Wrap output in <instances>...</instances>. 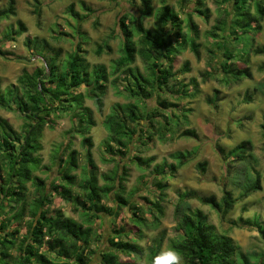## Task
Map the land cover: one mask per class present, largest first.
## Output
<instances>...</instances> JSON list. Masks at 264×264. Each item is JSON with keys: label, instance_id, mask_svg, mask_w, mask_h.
I'll return each instance as SVG.
<instances>
[{"label": "trees", "instance_id": "obj_1", "mask_svg": "<svg viewBox=\"0 0 264 264\" xmlns=\"http://www.w3.org/2000/svg\"><path fill=\"white\" fill-rule=\"evenodd\" d=\"M139 1L140 9L137 16L124 14L117 22L122 48L114 73L123 76L126 82L125 92L133 103L121 105L118 110L113 109L103 121V127L107 132L104 151L110 156L103 161L114 165L108 173L99 174L93 161V142L89 132L95 126V122L89 108L83 105V99L86 97L93 101L98 111L102 110L105 69L103 66H96L89 70V65L81 54V42L76 43V51L67 57L63 69H58V54L54 53L48 61L46 60L47 73L36 69L30 75L25 73L19 80L18 87H8L4 92L0 90V108L9 110L15 108L23 119L20 130L15 131L0 117V264H61L60 261H65V264H90L87 257L94 258L96 250L92 249V245L99 242L98 238L101 237L94 238L91 228L77 224L59 210L50 213L52 196L55 194L63 201H71L75 206L74 211H82L90 224L103 215L117 217L116 207L130 210L134 208V203L126 197L124 186L127 166H120V163L131 160L144 168L143 170H148L153 163L152 158L147 160L138 156L131 158L129 156L131 145L139 141L143 142L141 146H145L144 140L151 142L155 138L167 142L175 135L197 138L194 130L183 129L188 124L186 115L168 112L164 116L160 111L165 106L169 108L177 106L170 101L174 96L180 99L187 98L189 85L197 92L195 80L189 85L181 84L177 88L169 87L168 81L173 77L174 57L180 52L189 48L196 58L199 57L196 43L198 34L192 16L208 19L209 10L204 7V0H195V7L185 11L184 20L181 19L180 12L165 4V0L157 11L154 10L151 0ZM188 2L189 0H180V6H186ZM215 3L217 8L224 5L229 8L231 3L233 7L232 10L224 8L221 11L224 17L206 35L218 38L213 41L210 53L218 60L224 81L228 84L229 79L239 83L248 75L246 69L237 68L236 72L235 62L238 60L246 64L249 60L244 47H240V52L236 49L243 46L239 32L250 30L254 33L259 32L260 22L264 18V0H215ZM12 7L13 1H10L6 9H0V20L13 14ZM83 10L92 13L87 8ZM70 14L78 23L85 21L89 16V14L79 16L73 9L70 10ZM154 16L156 27L153 30L145 29L143 20ZM183 24L191 35L182 32ZM25 31L24 25L18 21L16 29L6 34L5 40L14 41ZM218 31L222 32L220 38ZM57 34L58 37L61 35L60 32ZM134 38H137L136 41ZM29 44L27 40L25 45L29 47ZM41 49L44 47L41 46ZM101 52L96 51L97 55ZM255 53L264 54V47ZM6 54L0 51L1 56ZM137 57L148 71V78H144L137 67H132ZM182 71L189 72L188 63L184 64ZM83 86L86 87L85 93L76 94ZM263 87L264 84L260 83L259 88ZM18 91L21 92L20 95ZM154 96L157 105L148 110L146 101ZM62 112L71 113L73 122H76V126L67 134L72 133L81 138V146L85 150V165L80 168L78 152L71 149V142L57 149L55 162L59 169L57 178L59 182L52 183L51 191L47 192V187H43V183L35 176V172L43 168L39 156L42 150L41 140L45 129ZM142 122L145 124L142 125ZM262 129L264 130V125ZM250 146L249 142H242L227 153V158L230 157L237 166L232 168L228 178L230 185L241 192L237 198L226 189H223L219 200L213 196L199 197L194 192L179 195L174 210L177 236L171 240L170 248L180 252L184 264H251V256L238 254V247L233 240L225 233L218 234L214 227L208 224L205 215L200 210L192 209L190 203L191 199H196L224 218L238 202L260 191L259 174L253 173L251 167L254 158ZM188 154L171 155L177 163L169 165L167 170L162 165H155L152 168L153 186L158 191V199L150 204L151 208L148 210L152 216L150 221L141 217L139 209L133 210L131 221L135 228L140 230L159 224L163 212L160 203L166 197L167 189L162 180L167 174L174 176L176 171L186 164ZM64 156L66 158L62 160ZM200 166L203 171L205 164ZM78 169H82L83 172V178L79 183L72 174ZM29 183L38 194L31 203L26 200ZM75 188L77 193L73 195ZM10 203L13 205L5 212L4 209ZM25 218L28 220L25 221ZM237 221L255 228L264 240V225L258 223L256 219L243 221L239 217ZM24 225L26 231L19 235ZM112 231L114 234L110 237L109 243L113 249L98 253L97 264H124L120 262L119 254L129 255L135 248V245L125 240L129 236L126 232L120 233L119 229ZM162 240L163 237H160V240L155 242L156 250L161 246ZM42 249L44 251L41 252ZM12 250L17 251L18 256L12 257L9 263L5 259L11 255ZM261 260L262 262L258 264H264V253Z\"/></svg>", "mask_w": 264, "mask_h": 264}, {"label": "rangeland", "instance_id": "obj_2", "mask_svg": "<svg viewBox=\"0 0 264 264\" xmlns=\"http://www.w3.org/2000/svg\"><path fill=\"white\" fill-rule=\"evenodd\" d=\"M10 1H13V14L0 20V51L7 53L5 56L0 55V90L4 92L8 87H18L19 80L24 74L30 75L36 69L42 70L44 74L47 73L46 63L54 53L58 54V69H63L67 57L76 51V43L81 42V54L86 59L89 70L91 71L96 66H103L105 69V95L102 97V110L98 111L93 101L86 97L83 99V105L89 108L95 122V126L89 132L93 142V161L99 174L108 173L114 165L103 161V159L110 158L104 151L107 132L103 127V121L113 109L118 110L121 105L133 103L125 92L126 82L123 76L120 73H114L122 48L117 22L118 18L124 14L137 16L140 1L0 0V9H6ZM162 1L151 0L155 11L162 7ZM194 2L195 0H189L186 6H180V0H165V4L174 11L180 12V17L184 20L186 19L185 11L192 10L195 7ZM204 7L209 10L208 19L197 15L192 16V22L198 34L196 43L199 57L196 58L189 48L180 52L174 57L173 77L168 81L169 87L176 86L177 88L181 84L189 85L195 80L197 92L189 85L187 98L181 97L180 99L174 96L170 101L177 106L175 108L165 106L160 111L164 116L168 112L186 115L188 124L183 129L194 130L197 138L175 135L167 142H161L155 138L151 142L144 140L145 146H141L143 142L139 141L131 145L129 152L131 158L136 156L145 160L152 158L153 163L148 170H143L144 168L134 164L131 160L120 163V166H127L124 186L126 197L134 203V208L130 210L116 207L117 217L103 215L90 224L82 211H74L75 206L71 201H63L55 194L52 196L50 213L59 210L77 224L91 228L94 238L101 237L98 238L97 245H92V249L96 250L94 258L87 257L90 264H97L98 253L112 251L113 246L109 240L114 234L112 230L117 229L120 233L126 232L129 236L125 240L135 245L129 255L119 254L120 262L152 264L158 254L170 248L171 240L177 236L174 210L179 195L184 192H194L199 197L213 196L219 200L223 189H226L237 198L241 192L231 186L228 179L229 172L237 166L233 164L230 157L227 158V153L242 142H249L251 145V154L254 158L251 167L253 173L259 174L261 190L254 192L242 202H238L224 218L196 199H191L190 203L192 209L200 210L205 215L208 224L212 225L218 234L225 233L233 240L238 247V254L251 256V264L262 262L264 240L255 228L242 222L239 223L237 219L239 217L243 221L256 219L258 223L264 225V130L262 129L264 125V87L259 88L260 83L264 84V54L255 53L256 50L264 47V18L260 22L261 28L258 33L251 30L239 32V39L242 40L243 46L236 49L240 52V47H244V50L248 52L249 60L246 64L236 60L237 65L234 66L236 72L237 68L246 69L248 76H244L239 83L228 79L227 84L220 71L218 60L210 53L213 49V41L218 38L206 35L224 17L221 11L224 8L232 10L233 4L231 3L229 8L226 5L217 8L215 0H204ZM83 8L89 9L92 13L84 11ZM72 9L79 16L87 14L89 16L85 21L78 23L70 16ZM18 21L24 25L26 31L14 41H6V34L16 29ZM143 24L145 29L153 30L157 25L156 17L144 19ZM58 32L61 33L59 37ZM182 32L191 35L188 34L189 31L185 24H183ZM221 35L222 32L218 31L219 38ZM136 39L134 38L135 41ZM27 40L30 42L29 47L25 45ZM41 46L44 47L43 50ZM96 51L102 52L97 55ZM41 54L43 57L40 56ZM219 59H221L220 56ZM185 63H188L189 67L187 73L182 71ZM132 67H137L140 74L148 78V71L138 57ZM85 91L86 87L83 86L76 94H84ZM18 94L20 95L21 92L18 91ZM146 105L148 110L153 109L157 105L155 96L147 100ZM165 109L167 111L164 112ZM71 116V113H60L58 118H55L54 122L45 129L41 140L42 150L39 156L43 168L35 172V176L43 183V187H47V192L51 191L52 183L59 182L57 180L59 169L55 162L57 149L71 142V149L78 152L80 168L85 165V150L81 146V138L72 133L67 134L76 126ZM0 117L9 123L13 130H20L23 119L21 113L15 108L13 110L0 108ZM175 153H189V156L186 164L178 169L174 176L167 174L162 180L167 185V189L166 197L160 203L163 212L159 224L139 230L133 226L131 221L133 210L139 209L141 217L150 221L152 218L148 212L151 208L150 204L158 199V191L153 186L152 168L155 165H162L167 170L169 165L177 163L171 158V155ZM65 156L61 157L62 160L66 158ZM201 164H205L203 171H201ZM72 174L76 176L77 183L83 178L82 169ZM74 191L73 195H76V188ZM37 195L35 188L30 183L27 184V202H33L38 197ZM12 205L10 203L4 209L5 212ZM27 220L28 218H25V221ZM232 223L234 224L231 225ZM25 231L24 225L19 235ZM160 237H163V240L159 249L156 250L155 242L160 240ZM17 256L18 252L12 250L11 255L5 261L10 263L12 257ZM60 263L65 264V261H60Z\"/></svg>", "mask_w": 264, "mask_h": 264}, {"label": "clouds", "instance_id": "obj_3", "mask_svg": "<svg viewBox=\"0 0 264 264\" xmlns=\"http://www.w3.org/2000/svg\"><path fill=\"white\" fill-rule=\"evenodd\" d=\"M152 264H184V262L179 251L169 248L158 254Z\"/></svg>", "mask_w": 264, "mask_h": 264}]
</instances>
